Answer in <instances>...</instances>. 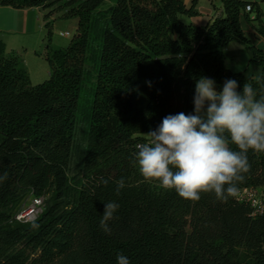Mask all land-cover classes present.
Listing matches in <instances>:
<instances>
[{
	"label": "trees",
	"instance_id": "obj_1",
	"mask_svg": "<svg viewBox=\"0 0 264 264\" xmlns=\"http://www.w3.org/2000/svg\"><path fill=\"white\" fill-rule=\"evenodd\" d=\"M197 1L116 0L103 8L105 0H0L15 8L56 4L44 14V81L32 84L21 56L0 39V174L8 173L0 184V264H117L118 252L131 264H264V214L250 215L235 197L184 200L145 181L133 163L136 146L165 116L194 114L199 77L215 80L217 91L227 79L240 92L250 82L257 98L264 95V49L241 25L243 17L264 36L261 8L220 0L222 12L205 25L183 21L181 15L198 13ZM54 11L77 17L65 46L51 44ZM232 41L250 50L259 76L225 65ZM79 121L86 147L72 187L68 167ZM247 155L251 169L238 189L264 185V153ZM29 194L43 196L44 208L18 221L12 210ZM112 201L120 206L109 235L100 219Z\"/></svg>",
	"mask_w": 264,
	"mask_h": 264
},
{
	"label": "clouds",
	"instance_id": "obj_2",
	"mask_svg": "<svg viewBox=\"0 0 264 264\" xmlns=\"http://www.w3.org/2000/svg\"><path fill=\"white\" fill-rule=\"evenodd\" d=\"M215 80L206 76L195 82L194 114L167 115L156 130L138 144L133 163L145 181L158 182L165 190H175L184 200L197 202L201 194H214L226 202L238 193L251 165L248 152L264 153V95L257 98L252 83L245 82L237 91L234 79H227L222 91ZM231 145H235L234 150ZM8 173L0 174V184ZM100 182L107 186L103 177ZM116 195L125 186L118 180ZM115 201L105 204L100 227L111 234L109 221L119 209ZM38 225H34L37 227ZM117 264H131L122 252Z\"/></svg>",
	"mask_w": 264,
	"mask_h": 264
},
{
	"label": "crops",
	"instance_id": "obj_3",
	"mask_svg": "<svg viewBox=\"0 0 264 264\" xmlns=\"http://www.w3.org/2000/svg\"><path fill=\"white\" fill-rule=\"evenodd\" d=\"M186 6L191 4V0H182ZM256 2L262 10V22H264V0H248ZM106 6L112 5L111 0H105ZM30 6L25 8H15L10 5H0V39L4 41L6 51L11 52L14 47L24 50L25 55L30 51L34 53L39 50L44 43L45 19L44 14L55 7ZM198 11L195 15H184L185 22L197 25H205L215 15L222 12L220 0H198L196 5ZM60 16V11H54L52 17ZM252 16V14H251ZM183 20V19H182ZM184 21V20H183ZM244 23V24H243ZM241 25L245 34L258 47L264 49V36L255 31L251 23L241 18ZM77 30V23L75 25ZM71 39V38H70ZM225 65L232 71H242L245 75L259 76L261 66L250 61L251 52L242 44L232 41L225 48ZM27 64V63H25ZM26 67V65H24ZM29 76L32 70L26 67ZM216 87V85H215Z\"/></svg>",
	"mask_w": 264,
	"mask_h": 264
},
{
	"label": "rangeland",
	"instance_id": "obj_4",
	"mask_svg": "<svg viewBox=\"0 0 264 264\" xmlns=\"http://www.w3.org/2000/svg\"><path fill=\"white\" fill-rule=\"evenodd\" d=\"M116 0H111V3L114 4ZM108 3L104 2L102 7H108L106 6ZM181 18L185 21V16L181 15ZM77 23V17H68V18H62L60 16L52 17L51 18V25H52V35H51V44L55 47L58 46H65L69 43L70 38L76 33V25ZM244 24V23H243ZM66 31L69 32V34H64ZM44 49V44L39 47V50H37L35 53L33 51H30L27 55H25L24 50L15 48L11 51L14 53H17L21 56L22 63L26 65L29 69L32 70V75L30 78V81L32 84H36L39 82L44 81L49 76V65L45 58L42 55ZM27 63V64H25ZM86 68L91 69L92 64L91 62L86 63ZM216 85V84H215ZM83 121H79L76 124L75 128V135L73 140V146L69 161V167H68V175L70 177L69 179V185L72 187L75 186L76 182L81 176V169H82V162L83 157L85 153V147H86V136L85 131L83 128ZM32 202V196L29 194L25 198H23L18 204L13 208L12 213H14L16 210L28 206ZM44 208V202L42 204V210Z\"/></svg>",
	"mask_w": 264,
	"mask_h": 264
},
{
	"label": "built area",
	"instance_id": "obj_5",
	"mask_svg": "<svg viewBox=\"0 0 264 264\" xmlns=\"http://www.w3.org/2000/svg\"><path fill=\"white\" fill-rule=\"evenodd\" d=\"M250 8V4L245 7L246 10H250ZM64 34L67 35L69 32L66 31ZM235 198L250 207V215L264 214V185L241 187ZM42 204L43 196H32V202L28 206L16 210L13 218L21 222L32 220L42 211Z\"/></svg>",
	"mask_w": 264,
	"mask_h": 264
}]
</instances>
